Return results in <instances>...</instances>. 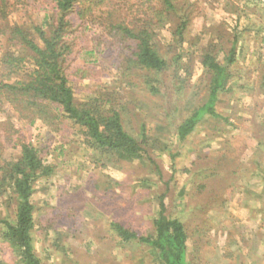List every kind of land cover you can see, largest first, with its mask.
I'll list each match as a JSON object with an SVG mask.
<instances>
[{
    "label": "rangeland",
    "instance_id": "1",
    "mask_svg": "<svg viewBox=\"0 0 264 264\" xmlns=\"http://www.w3.org/2000/svg\"><path fill=\"white\" fill-rule=\"evenodd\" d=\"M92 1L78 0L68 18L70 85L78 102L99 99L119 112L126 130L145 139V152L137 159L100 153L84 143L79 127L21 118L6 104L0 112V175L17 160L21 144L33 145L55 168L33 195L37 255L43 264H159L149 247L123 241L112 225L154 235L164 197L165 215L185 226L189 264H264V0H180L190 18L182 37L174 15L155 16L160 1L98 0L91 6L95 13L84 14ZM56 4L15 5L8 23L41 43L35 29L51 33L47 22L57 18ZM110 24L150 26L168 70L137 67L138 42L123 40ZM234 47L219 117H206L181 141L179 125L209 97L211 74L203 56L213 53L226 65ZM9 49L1 37L0 58ZM88 69L97 77L81 80ZM76 70L82 72L73 76ZM16 80L0 68V82ZM57 124L62 130L54 131ZM10 197L0 198V220L14 215ZM1 232V264H17Z\"/></svg>",
    "mask_w": 264,
    "mask_h": 264
},
{
    "label": "trees",
    "instance_id": "2",
    "mask_svg": "<svg viewBox=\"0 0 264 264\" xmlns=\"http://www.w3.org/2000/svg\"><path fill=\"white\" fill-rule=\"evenodd\" d=\"M26 1L28 0H15L11 3V0H0V22L3 23L0 38L6 37L11 48L1 55L0 68L9 77L15 75L17 78L13 84L0 82V112L6 104H10L21 118L40 120L50 127H54L56 121L79 127L85 139L84 143L92 150L120 155L127 159L142 156L145 152V139L140 141L126 130L119 112L106 109L99 99L78 102L70 85L65 64L71 53V45L66 38L71 32L68 18L78 0H56L57 18L46 25L47 29L52 30L51 33L45 28L35 29L40 35L41 43L24 28L8 23L10 9ZM157 1H160L162 8L156 9L155 16L161 19L169 14L174 15L178 20L176 34L182 37L190 24L187 8L181 9L178 6L180 0ZM99 5V1L94 0L90 7ZM89 10L84 14L95 13L92 7ZM149 27L145 25L134 29L129 25L110 24L108 29L116 31L125 41L138 42L135 63L137 67L162 73L168 70L169 63L152 44ZM234 56L235 47L231 50L226 65L220 64L213 53L203 56L202 64L211 74L209 97L204 105L194 110L179 125L177 134L181 141L192 135L206 117H219L216 106L219 94L225 90L229 78L228 67L234 63ZM78 72L82 71L76 70L73 76ZM82 74L81 80L97 77L90 69ZM59 130L62 128L57 124L54 131ZM1 170L0 198L11 193L10 200L15 207L12 217L0 220L1 238L9 244L17 264H43L35 248L36 206L33 195L37 183L50 177L55 168L46 164L33 145L21 144V153L17 160L6 163ZM165 212L164 197H161L160 212L153 224L154 235L138 236L122 226H112L123 241H135L149 247L156 254L159 264H189V238L185 226L180 220L167 217Z\"/></svg>",
    "mask_w": 264,
    "mask_h": 264
}]
</instances>
